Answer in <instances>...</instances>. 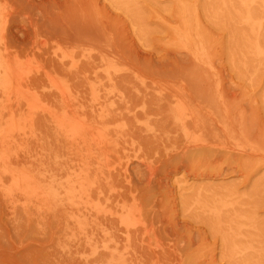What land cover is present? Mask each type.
<instances>
[{"label":"rangeland","instance_id":"rangeland-1","mask_svg":"<svg viewBox=\"0 0 264 264\" xmlns=\"http://www.w3.org/2000/svg\"><path fill=\"white\" fill-rule=\"evenodd\" d=\"M0 264H264V0H0Z\"/></svg>","mask_w":264,"mask_h":264},{"label":"bare ground","instance_id":"bare-ground-1","mask_svg":"<svg viewBox=\"0 0 264 264\" xmlns=\"http://www.w3.org/2000/svg\"><path fill=\"white\" fill-rule=\"evenodd\" d=\"M9 55V54H8ZM12 62V61H11ZM8 62L10 65V70L8 72V79L13 82V92L11 91V93H15L16 94V98L18 99V101L23 102L26 106H28L29 108L33 105V99L31 97V93L33 91L30 90V87H27L29 85H25V83L22 82L23 79H21V77L19 76V72L16 68V65ZM19 69V67H18ZM22 72V71H21ZM50 74V73H49ZM7 79V80H8ZM53 82V81H52ZM9 85V84H8ZM11 86V85H10ZM52 86L61 94V97L64 93L63 90L61 89V86L55 83H52ZM63 87V86H62ZM30 88V90H29ZM35 93V92H34ZM176 94V93H175ZM35 96V95H33ZM66 99V98H65ZM38 101V100H37ZM66 111V110H65ZM64 111V112H65ZM47 112V111H46ZM68 114H63V115H59L56 114L57 112H53V111H48V115L50 116V118L52 119L53 122H55L66 134H68L69 136H71L72 138L75 139H81L83 140L87 135H90L92 132L94 133V129L92 128V126H88L86 125L87 121H85L86 123L82 122L81 120L78 121L77 117L73 116L72 114L69 115V111H67ZM217 112V111H216ZM62 113V112H61ZM74 113V112H73ZM77 115V114H76ZM193 120V119H192ZM203 121V120H202ZM98 132V131H97ZM92 133V134H93ZM210 134V133H209ZM104 135V134H103ZM204 150V149H203ZM206 152V150H205ZM211 153V152H210ZM189 154V153H188ZM245 157V156H244ZM167 161V160H166ZM12 162V161H11ZM143 165V164H142ZM147 171V170H146ZM149 171V170H148ZM18 172V171H17ZM22 172V171H21ZM25 172V171H24ZM28 172V171H27ZM26 172V174H27ZM157 172V171H156ZM29 173V172H28ZM152 173V172H151ZM19 174V173H18ZM24 174V173H23ZM28 175V174H27ZM31 175V174H30ZM33 175V174H32ZM151 175V174H150ZM23 176V175H22ZM28 177V176H27ZM151 177V176H150ZM20 178V177H18ZM23 178V177H22ZM34 178V177H33ZM32 178V179H33ZM26 179V178H25ZM23 179V180H25ZM82 180V179H81ZM15 181V180H14ZM26 181V180H25ZM28 181V180H27ZM20 182V181H19ZM32 182V181H30ZM28 183V182H27ZM35 183V182H33ZM15 184V183H14ZM17 184V182H16ZM16 186V185H15ZM23 186V185H22ZM35 186V185H33ZM116 187V186H115ZM17 188V187H16ZM26 188V187H25ZM29 188V187H28ZM24 189V186H23ZM35 189V187L33 188ZM19 190V188H18ZM27 190V189H25ZM32 190V189H31ZM30 190V191H31ZM29 192V191H28ZM26 193V192H25ZM34 193V192H33ZM32 193V194H33ZM30 195V193H29ZM32 198V197H31ZM117 198V197H116ZM114 201V199H113ZM122 224V223H121ZM125 224V223H124ZM147 224V223H146ZM126 225V224H125ZM128 226V225H127ZM152 230V229H151Z\"/></svg>","mask_w":264,"mask_h":264}]
</instances>
